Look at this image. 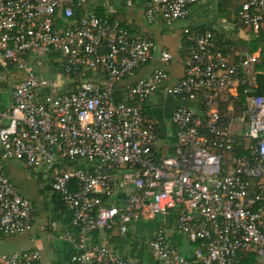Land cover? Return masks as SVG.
<instances>
[{
    "label": "built area",
    "instance_id": "1",
    "mask_svg": "<svg viewBox=\"0 0 264 264\" xmlns=\"http://www.w3.org/2000/svg\"><path fill=\"white\" fill-rule=\"evenodd\" d=\"M141 6L149 25L185 21L199 0H113ZM95 2V1H94ZM92 0H0V163L56 172L50 188L70 215L72 264H136L92 242L141 220L175 214L192 246L184 257L164 227L148 242L159 264H264V97L258 54L230 62L211 32L182 30L183 77L168 84L172 57L129 85L154 44L90 11ZM98 1L93 6H98ZM237 20L259 35L264 0H243ZM264 50V48H263ZM45 68L47 71H41ZM156 91L177 100L176 145L156 157L159 137L143 106ZM78 162L79 164H76ZM75 163V164H74ZM35 211L0 170V234L30 232ZM0 264H42L40 252L0 256Z\"/></svg>",
    "mask_w": 264,
    "mask_h": 264
},
{
    "label": "crops",
    "instance_id": "2",
    "mask_svg": "<svg viewBox=\"0 0 264 264\" xmlns=\"http://www.w3.org/2000/svg\"><path fill=\"white\" fill-rule=\"evenodd\" d=\"M242 2H238L236 6L232 4L230 0H199V2L190 9L189 15L185 21H177L171 26H166L162 22H157L152 25L147 24L143 18L141 6H133L128 10L122 7L119 10L118 6H112L114 15H117L123 20L124 24L132 30L135 37L145 36L146 39L144 40L150 41L154 44L152 59L136 74L134 78L126 80L118 86L116 91L118 98L120 99L122 97L127 86L135 84L138 80L147 79L154 70L162 67L160 54L163 51L168 52L172 57L171 63L167 66V83L174 84L182 79V63L185 60V43L183 41L182 30L186 25L187 27H190L194 33L211 32L214 34L220 42L223 55H225L230 62H234L236 56L243 53L258 54L259 59L256 66L258 72L256 95L264 97V40H260L261 37H264V26L262 27L260 34L255 35L249 28L239 24L237 20V12L236 15L234 13L236 10L238 11ZM220 4L221 6H219ZM225 9L226 13H231L230 16L220 15L221 11ZM233 11L234 13H232ZM179 104L180 103L177 100L164 95L162 91L154 92L144 103V116L149 121L153 122L159 137L155 154L158 158L168 157L173 154L176 145V138L175 127L171 121V116L174 109ZM25 168L24 164L18 162L4 161L0 163V170L10 179L15 190L30 201L35 211V216H38L39 214L36 205L37 202L42 203L43 207L46 209L51 207L55 208L54 203L52 202L54 196L52 191L50 197L47 199L43 197L41 183L38 187L36 182L37 188L34 190L32 188V179L34 178V181H38L39 176L34 170L31 171V169L29 170L27 168L29 170L27 171ZM41 196L43 200L41 199ZM47 204L48 206H51L47 207ZM54 219H56L58 231L61 232V235L58 237L60 242H58L59 246L56 247V251L60 252L63 249L61 253L65 254V259H67L68 264H72L70 261L73 254L72 245L70 242L62 240L63 234L71 230L70 215L67 210L59 209L55 210ZM141 221L156 222L155 228L151 231L150 240L153 238L156 230L161 224V227L166 229L169 245L176 247L184 257H191L192 246L188 245L185 238L177 232L175 227V217H173L172 213L166 217V225L163 222H160V220L155 221L149 219ZM133 224H137V221L132 222L131 225H129L128 232L124 236H120L116 230L104 232L101 234H94L92 236V242L106 247L111 245L113 252L124 257H127L124 255V251L129 248L131 249L130 257L139 258L137 263L143 264L142 257L133 251L135 245H130L126 241V236H129L130 233L134 232L131 230ZM35 225L36 221L32 223L30 232L21 236H10V238H5L6 236L2 237L3 235L0 234V256L32 250L30 249L32 245L30 247L23 245L28 242V240L33 242L32 240L37 234L35 232ZM45 231H48V229L46 228Z\"/></svg>",
    "mask_w": 264,
    "mask_h": 264
},
{
    "label": "rangeland",
    "instance_id": "3",
    "mask_svg": "<svg viewBox=\"0 0 264 264\" xmlns=\"http://www.w3.org/2000/svg\"><path fill=\"white\" fill-rule=\"evenodd\" d=\"M136 39L144 40L146 38L145 36H139V37H136ZM41 71H47V70L45 68H42ZM76 164H79V163L76 162ZM25 169L27 171L30 170V169L28 170L27 168ZM35 172L38 174L39 180L34 181L35 179L34 178L32 179L33 181L32 188L36 190L37 184L39 187L41 183L42 188H43V197L48 199V197H50L51 195L50 180L56 174V172H53V171L49 172L47 171L46 168L36 170ZM35 198H38V197H35ZM41 199L43 200L42 196H41ZM36 205H37V208H38L37 210L39 214L38 216L37 215L35 216L33 223L36 221L35 232L37 234L36 236H34L32 240L33 242H30L28 240V242H26L23 246L30 247L32 245L30 249L39 251L41 255L42 264H68L67 259H65V254L61 253L63 249L60 252L56 251V247L59 246L58 242H60V240L58 237L61 235V232L58 231V227L56 225V219H54V213H55L54 209L55 208L51 207V208L46 209L45 207H43V204L39 202H37ZM46 206L49 207L51 205L48 206L47 204ZM155 225H156V222L137 221V224H133L131 228V230L134 232L130 233L129 236H126V239H127L126 241L130 245H135L133 251H135L137 255L142 257L143 264H157L155 260H153L150 257L149 251L147 248L148 242L151 237V231L152 229L155 228ZM46 228L48 229L49 232L45 231ZM2 237H5V235H3ZM5 238H10V236H6ZM11 238H14V237H11ZM108 247L112 251L113 249L112 246L109 245ZM130 250L131 249L128 248L126 251H124V255L127 257H124V256L123 257L135 262L136 264H140V263H137L139 258L130 257V254H131ZM0 252H1V249H0Z\"/></svg>",
    "mask_w": 264,
    "mask_h": 264
},
{
    "label": "trees",
    "instance_id": "4",
    "mask_svg": "<svg viewBox=\"0 0 264 264\" xmlns=\"http://www.w3.org/2000/svg\"><path fill=\"white\" fill-rule=\"evenodd\" d=\"M94 1L95 2L98 1V3H99L98 6H93L95 3ZM92 2H93V4L90 5L91 6L90 11L94 12L97 16L102 17V18H105L107 16L106 15L107 10L104 8V6L101 5L102 2H106L109 6H115L116 5V3L113 0H92ZM230 2H232V4L237 6L238 2H242V0H230ZM219 6H221V4ZM222 6H223V4H222ZM118 9L120 10L119 7H118ZM236 12H237V10L235 11V13H234V11L232 13H234L236 15ZM230 14L231 13H226V9H225V10L221 11L220 15L221 16H225V15L230 16ZM108 19L110 21H119L121 24L125 25L123 20L121 18H119L117 15L113 14L112 16H108ZM261 39L264 40V37H261L260 40ZM254 94H256V90H255ZM52 200H53L52 202L54 203V206H55V210H59V209H61V210L65 209L66 210L65 206L62 204V202L60 201L58 196L54 195ZM173 217H175V214Z\"/></svg>",
    "mask_w": 264,
    "mask_h": 264
}]
</instances>
